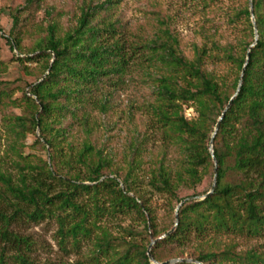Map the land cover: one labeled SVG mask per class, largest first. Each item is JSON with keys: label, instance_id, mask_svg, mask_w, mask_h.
Returning a JSON list of instances; mask_svg holds the SVG:
<instances>
[{"label": "trees", "instance_id": "trees-1", "mask_svg": "<svg viewBox=\"0 0 264 264\" xmlns=\"http://www.w3.org/2000/svg\"><path fill=\"white\" fill-rule=\"evenodd\" d=\"M40 1L25 0L24 9ZM202 1L208 6L210 2L223 0ZM232 1L228 21L238 32L247 33L248 40L237 37L225 44L211 41L210 47L195 45L192 58L182 53L167 19L160 20L163 27L153 38L137 44H127L115 22L105 19L93 22L98 10L113 3L112 0L82 7L76 26L62 36L57 34L56 25L49 23L46 35L28 50L21 45L20 11L11 13L7 43L11 49L26 53L23 58L17 57L18 60L40 63L44 76L20 87V97H13L9 83L1 82L0 105L10 102L24 106L23 115L16 118L17 124L29 133L39 129L42 142L38 136L36 140L44 150L51 149L48 159L41 164L25 163L29 172L20 174L19 183H14L11 175L0 172L5 190L20 200L11 201L14 212L33 220L47 214L55 216L59 223L57 235L63 246L69 240L74 246L82 239L93 240L95 264H153L147 255L150 243L147 236L157 239L170 229L151 249L158 262L163 260L155 248L164 243L181 246L192 236L203 241L211 235L261 233L264 229V0H252L258 38L251 47L254 25L248 0ZM248 49L249 59L236 92ZM134 58L149 61L161 72L154 78L153 101L147 108V130L136 138L127 172L119 181L110 155L91 142L76 150L70 143L62 144L65 130L56 125L68 114H75L77 103L88 100L87 94L103 77L125 71L135 62ZM214 61L229 64L228 70L234 72L232 83L228 84L227 73L217 74L207 68ZM185 105L193 108L195 117L185 116ZM156 135L162 152L139 180L137 172L143 170L142 155L151 152L147 142ZM210 143L216 162L209 150ZM170 145L180 150L176 164L166 156ZM215 171L212 193L203 199L184 202L177 211V225L173 222L172 228L159 233L149 197L164 196L173 211L187 197L178 195L180 189L191 190L193 197L205 194L209 190L198 192L197 186L209 174L213 179ZM25 206H31L32 210ZM130 212L142 218V229L122 227L114 235L100 223L106 216ZM5 217L0 211V218ZM0 238L14 242L19 239L4 226L0 227ZM203 242L206 246L191 256L202 264H263L262 256L252 250L240 253L234 245L219 249L211 242ZM0 264H7L3 253ZM15 264L35 263L18 254Z\"/></svg>", "mask_w": 264, "mask_h": 264}, {"label": "rangeland", "instance_id": "rangeland-1", "mask_svg": "<svg viewBox=\"0 0 264 264\" xmlns=\"http://www.w3.org/2000/svg\"><path fill=\"white\" fill-rule=\"evenodd\" d=\"M112 1L114 2L98 10L93 22L96 23L100 19L115 22L118 33L127 44L142 43L153 38L163 27L159 23L161 19L168 20L179 40L180 49L187 58L193 57L195 45L205 44L210 47L211 41L225 44L233 42L237 37L248 40L247 33L238 32L228 21L227 12L233 4L232 0L210 2L208 6L202 0ZM105 3L106 0H42L25 10V0H0V83L8 82L9 92H12L13 97H20V87L26 82H36L44 76L40 63L18 60L17 57L23 58L26 53H19L17 48L11 49L7 43L6 37L12 27L11 13L17 9L20 11L21 45L28 50L39 38L46 35L49 23H54L57 34L62 36L76 26L82 7ZM134 60L125 71L103 77L98 86L93 87L87 94L89 99L82 104L77 103L75 114H68L60 125H56L65 130V141L62 144L70 143L76 150L83 143L91 142L110 155L112 168L119 175V181L127 172L136 138L147 130V108L153 101L154 78L161 72L147 60ZM207 68L217 74L227 73L228 84L232 83L234 72L228 70L229 64L214 61L208 63ZM6 103L0 105V172L11 175L13 182L19 183L20 174L29 172L25 163L33 166L41 164L42 160L48 159L51 149L47 147L44 150L42 144L36 140V136L40 135L39 129H36L35 133H29L17 124L19 121L16 118L23 115L24 106L17 107L10 102ZM183 109L187 118L195 117L192 107L185 105ZM159 139L156 135L150 137L147 142L151 152L142 155L143 170L137 172L139 180L144 177L151 162L162 152ZM40 141L42 142V139ZM166 153L168 160L175 164L181 157L180 150L175 145L168 146ZM212 182L209 174L196 190L207 191ZM0 192V211L6 215L4 219L0 218V227H7L19 238L16 242L0 238V254H4L7 264H15L18 254L24 255L35 264H95L92 259L93 240L82 239L78 246H74L69 240L63 246L57 235L59 223L55 216L47 214L43 218L33 220L21 212H14L15 208L10 203L20 200L5 190L2 181ZM191 193V190L186 189L178 191L180 197H189ZM202 195L186 201L200 199ZM172 204L175 205L176 202L173 201ZM149 205L159 233L172 228L175 209L170 210L164 196L151 195ZM25 207L32 210L31 206ZM100 223L114 235L119 234L122 227H130L136 231L143 227L142 218L135 212L109 215ZM148 238L151 250L156 240L150 236H147ZM203 241L211 242L219 249L234 245L235 250L240 253L252 250L262 256L264 264V229L259 234L211 235ZM203 241L192 236L181 246L176 243H164L156 247L155 251L163 261L180 255L183 258H191L193 252L206 246Z\"/></svg>", "mask_w": 264, "mask_h": 264}, {"label": "water", "instance_id": "water-1", "mask_svg": "<svg viewBox=\"0 0 264 264\" xmlns=\"http://www.w3.org/2000/svg\"><path fill=\"white\" fill-rule=\"evenodd\" d=\"M248 3H249V11H250V15H251V21L254 25V42L250 45L253 46L258 38V33H257V29H256V26H255V19H254V15H253V5H252V0H248ZM248 59H249V49L247 50V53H246V58H245V62H244V65H243V68H242V71H241V74H240V77H239V81H238V86H237V89H236V92L239 90V87L241 85V82H242V76H243V69L245 67V65L247 64L248 62ZM236 94V93H235ZM231 102V99L229 100V103ZM228 106L225 107V109L222 111L220 117L218 118L217 120V123L215 124V127H214V130H213V133H212V138L214 137L217 129H218V126H219V123H220V120L222 119L224 113H225V110L227 109ZM209 150H210V153L212 155V159L214 162H216V159L213 155V148H212V144L210 143V146H209ZM215 183H216V171L214 172V178H213V182H212V185L209 189L208 192H206L205 194H203L201 196L200 199H203L205 198L207 195H209L210 193H212V191L214 190V187H215ZM122 185V184H121ZM196 197V196H195ZM193 196H189V197H186V198H183L180 200V202L177 204V206L175 207V215H174V226L177 225V222H178V208L188 199H192ZM172 229H170L169 231H167L165 234H163L161 237H159L158 239L160 238H163L165 235H167L169 232H171ZM157 240V239H155ZM150 246L151 244L147 247V255L150 259V261L153 263V264H172V263H177V262H191V263H196V264H202L201 262H199L198 260L196 259H193V258H173V259H169V260H166V261H163V262H158L156 261L152 254H151V250H150Z\"/></svg>", "mask_w": 264, "mask_h": 264}]
</instances>
